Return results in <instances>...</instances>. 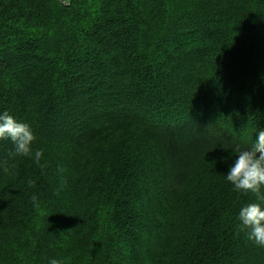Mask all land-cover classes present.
I'll return each instance as SVG.
<instances>
[{
    "label": "trees",
    "instance_id": "16d2710c",
    "mask_svg": "<svg viewBox=\"0 0 264 264\" xmlns=\"http://www.w3.org/2000/svg\"><path fill=\"white\" fill-rule=\"evenodd\" d=\"M5 111L43 156L0 140V264H264V201L191 197L264 131V0H0Z\"/></svg>",
    "mask_w": 264,
    "mask_h": 264
},
{
    "label": "clouds",
    "instance_id": "9594fccd",
    "mask_svg": "<svg viewBox=\"0 0 264 264\" xmlns=\"http://www.w3.org/2000/svg\"><path fill=\"white\" fill-rule=\"evenodd\" d=\"M10 139L15 145V150L10 155L32 157L39 164L43 149L33 151L32 143L36 139L27 123L17 120L7 111L0 114V140ZM238 156L234 164L226 174V180L234 186V190L251 192L256 194L257 199L264 201L261 189L264 188V131L258 134V142L251 148L242 149L235 145L232 149ZM6 163V161H5ZM29 187L33 183L29 181ZM33 202L37 200L32 197ZM239 219L244 228H247L248 239L256 245L264 247V207L261 203H250L239 212ZM49 264H65V261L53 258Z\"/></svg>",
    "mask_w": 264,
    "mask_h": 264
},
{
    "label": "rangeland",
    "instance_id": "374dc122",
    "mask_svg": "<svg viewBox=\"0 0 264 264\" xmlns=\"http://www.w3.org/2000/svg\"><path fill=\"white\" fill-rule=\"evenodd\" d=\"M150 157V156H148ZM235 159H238V157H234V158H228V159H218V161H214L208 165H206L203 170L199 173V176L197 178V180L195 181V183L193 185H195L193 188H194V191L191 192V197L193 199H195V201L192 203H201V204H204L206 205L208 203V201H210L211 204H214L215 206V198H213V194L211 193V191L209 190V188H212V185H227V180H226V174L228 173L230 167L234 164L235 162ZM145 163L144 164V167L143 169H141L142 171H144L146 168H148L149 170H147L148 172H152V169H151V165H149V161H147L146 159L143 160ZM151 162V161H150ZM141 183H144L145 181V178L144 176L141 177ZM147 182V181H145ZM142 186V185H141ZM148 189H151L150 187H147L146 188V191ZM237 192H241L242 193V196H246V198L248 197H252V200L251 201H259L257 199V196L256 194H253L251 192H243V191H237ZM214 193H216L214 191ZM261 195H264V192H263V188L261 189ZM148 196V195H147ZM203 196H209V197H212V199H209V200H206V201H203L201 200ZM150 207L151 206H157L156 203H154V201H150ZM208 203V204H210ZM209 207H213L211 204L208 205ZM195 205V204H194ZM205 212H209V211H206ZM235 213V212H234ZM233 213V214H234ZM199 219H201V215L198 216ZM190 219H193V220H197L195 218H193L191 216V212L190 211H187L185 214H184V218L183 220H186V221H190ZM234 224L237 226V222L234 221ZM214 226L212 225H201V228H202V233H210V232H215V233H220L221 230L220 228L216 229V231H214V228L215 226H217V224L215 225V223L213 224Z\"/></svg>",
    "mask_w": 264,
    "mask_h": 264
}]
</instances>
